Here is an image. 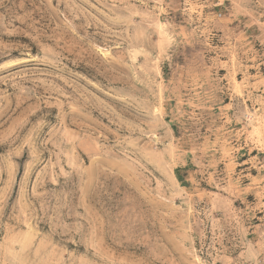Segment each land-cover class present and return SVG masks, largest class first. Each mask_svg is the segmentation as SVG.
<instances>
[{
  "label": "rangeland",
  "instance_id": "rangeland-1",
  "mask_svg": "<svg viewBox=\"0 0 264 264\" xmlns=\"http://www.w3.org/2000/svg\"><path fill=\"white\" fill-rule=\"evenodd\" d=\"M0 264H264V0H0Z\"/></svg>",
  "mask_w": 264,
  "mask_h": 264
}]
</instances>
